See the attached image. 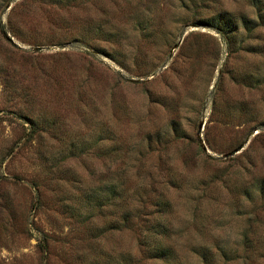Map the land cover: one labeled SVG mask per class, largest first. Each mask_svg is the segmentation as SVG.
Returning <instances> with one entry per match:
<instances>
[{
    "label": "rangeland",
    "instance_id": "1",
    "mask_svg": "<svg viewBox=\"0 0 264 264\" xmlns=\"http://www.w3.org/2000/svg\"><path fill=\"white\" fill-rule=\"evenodd\" d=\"M0 264H264V0H0Z\"/></svg>",
    "mask_w": 264,
    "mask_h": 264
},
{
    "label": "water",
    "instance_id": "2",
    "mask_svg": "<svg viewBox=\"0 0 264 264\" xmlns=\"http://www.w3.org/2000/svg\"><path fill=\"white\" fill-rule=\"evenodd\" d=\"M11 41H12V39H10ZM243 147H240L239 149H237L234 153H237L238 151H240L241 149H242ZM233 153V154H234ZM233 154H231V155H233Z\"/></svg>",
    "mask_w": 264,
    "mask_h": 264
},
{
    "label": "trees",
    "instance_id": "3",
    "mask_svg": "<svg viewBox=\"0 0 264 264\" xmlns=\"http://www.w3.org/2000/svg\"><path fill=\"white\" fill-rule=\"evenodd\" d=\"M162 255H163V257H168V256L166 255V252H165V253H162Z\"/></svg>",
    "mask_w": 264,
    "mask_h": 264
}]
</instances>
